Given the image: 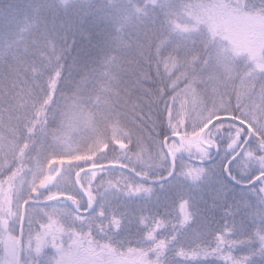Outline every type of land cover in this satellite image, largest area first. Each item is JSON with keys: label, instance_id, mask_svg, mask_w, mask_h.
I'll list each match as a JSON object with an SVG mask.
<instances>
[{"label": "snow or ice", "instance_id": "6c2138e0", "mask_svg": "<svg viewBox=\"0 0 264 264\" xmlns=\"http://www.w3.org/2000/svg\"><path fill=\"white\" fill-rule=\"evenodd\" d=\"M0 264H264V0H0Z\"/></svg>", "mask_w": 264, "mask_h": 264}]
</instances>
